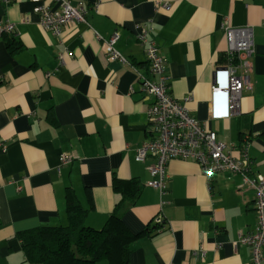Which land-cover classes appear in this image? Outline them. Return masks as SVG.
<instances>
[{"label": "crops", "instance_id": "0c3cea01", "mask_svg": "<svg viewBox=\"0 0 264 264\" xmlns=\"http://www.w3.org/2000/svg\"><path fill=\"white\" fill-rule=\"evenodd\" d=\"M69 1L84 4L87 24L55 36L37 24L31 0L7 6L0 0V25L14 26V34L0 38V264H29L18 234L67 225L69 193L87 210L84 225L101 229L122 200L113 176L137 183L138 197L122 214L126 228L151 230L131 245L129 264H252L250 247L237 241L257 225L255 195L239 175L221 172L207 182L197 163L171 160L166 194L146 186L155 159L134 161L135 150L151 138L149 103L136 75L147 70L137 33L149 29L172 99L233 145L234 157L246 145L252 175L264 179V0ZM42 2L56 8L52 0ZM224 27L250 28L253 54L251 89L238 113L221 120L212 117L210 87L214 71L228 61ZM114 33L115 49L129 64L106 60L97 37ZM10 40L17 46L12 52ZM63 53L71 56L60 65ZM222 104L215 102L219 110Z\"/></svg>", "mask_w": 264, "mask_h": 264}, {"label": "built area", "instance_id": "2783aa9c", "mask_svg": "<svg viewBox=\"0 0 264 264\" xmlns=\"http://www.w3.org/2000/svg\"><path fill=\"white\" fill-rule=\"evenodd\" d=\"M8 5L11 0H1ZM55 9L47 7L42 0H31L32 14L37 17V24L44 31L60 36L62 30L73 24H87L86 8L82 2L72 5L69 0H52ZM169 10L167 4L158 3ZM229 40L227 65L214 71V80L210 87L213 99V118L228 119L239 111V102L243 92L251 89L249 62L253 54L252 30L248 27L232 29L224 27ZM14 34V26L9 22L0 25V38ZM149 29L141 28L137 33L138 43L144 47L146 58V74L138 73L140 92L143 101L149 103L147 109V127L151 134L150 140L142 143L136 150L134 161L144 162L153 157L155 164L148 167L150 180L146 186L166 194V165L171 160L192 161L197 163L203 176L210 182L214 175L221 172L237 174L242 184L253 190L255 195V213L257 225L254 232L240 235L237 243L251 249L252 264H264V179L252 175L253 161L249 159L246 145L239 149L240 157H234L233 145H226L217 139L214 132L207 130L204 123L193 118L184 104H180L170 96V87L165 74V61L160 55L156 44L149 38ZM105 45L106 60L120 64H129L115 49L118 34L114 33L108 40L100 39ZM71 53L59 54L58 63H64V57ZM237 63V64H236ZM240 70V73H237ZM222 99V110L215 105ZM0 148H4L0 142ZM62 164L68 162L65 157ZM155 224H161L156 219Z\"/></svg>", "mask_w": 264, "mask_h": 264}, {"label": "trees", "instance_id": "16d2710c", "mask_svg": "<svg viewBox=\"0 0 264 264\" xmlns=\"http://www.w3.org/2000/svg\"><path fill=\"white\" fill-rule=\"evenodd\" d=\"M8 47L12 52L17 46L10 40ZM111 186L122 195V200L101 229L84 225L87 210L80 208L74 195L69 193L67 225L44 226L18 234L25 261L29 264H129L131 245L151 230L132 234L122 221L126 205L133 204L138 197L137 183L113 176ZM163 226L155 224L154 229L161 232Z\"/></svg>", "mask_w": 264, "mask_h": 264}]
</instances>
